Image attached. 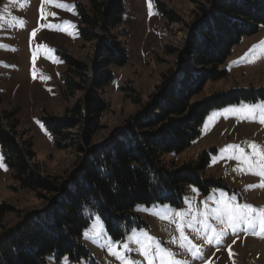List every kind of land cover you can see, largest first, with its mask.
<instances>
[{"label": "rangeland", "instance_id": "374dc122", "mask_svg": "<svg viewBox=\"0 0 264 264\" xmlns=\"http://www.w3.org/2000/svg\"><path fill=\"white\" fill-rule=\"evenodd\" d=\"M87 1L53 0L50 4L48 0H0V15L5 18L0 21V45L4 46L0 47V110L16 112V129L30 145L42 173L48 175L64 176L70 173L76 160L77 130H69V146L59 148L42 117L63 115L79 95L70 96L69 99L62 96L61 76L66 69L63 54L82 61L88 59L90 45L80 37L77 11V4H86ZM158 1L176 11L182 21L168 20L158 10L156 0H151V12L149 0H123L125 10L119 29L122 32L121 39L125 41L128 60L123 66L113 67V81L104 88L102 98L107 108L101 116L102 127L94 137L96 141L120 127L125 119L141 109L145 100L155 91L161 73L174 67L183 40L180 29L186 28L196 5L204 0ZM57 3L68 5L70 10L56 7ZM51 13H55V16ZM21 20L24 21L23 26L19 24ZM65 22H70L71 27ZM49 25L56 27L50 28ZM262 42L264 25L252 34L243 35L221 65L227 75L207 81L197 98L234 87H264ZM137 96L140 98L139 103L135 100ZM261 104H264V100L241 101L210 110L199 127V134L190 140L183 151L162 155L165 164L176 167L206 151L209 159L204 175L221 179L222 186H211L204 194L189 183L179 206L137 203L133 211L143 224L129 227L118 239L108 233L104 221L93 209H85L84 215L89 223L83 229L80 240L88 249L89 256L72 260L67 255L58 258L56 252H50L43 258L46 264H122L109 251L110 245L127 260L135 264H147L138 250L139 246L129 239H143L144 233L153 238V249L159 244L174 253L176 259L187 264H264V235L245 231L242 226L236 232L227 230L219 244H207L202 234L198 235L193 227L188 226L193 214L197 216V221L202 219L200 213L205 210V205L208 208L216 207L214 201L220 198L221 192L237 204L264 208V187H258L262 182L261 177L236 171L241 167L240 161L229 158L233 150L228 148L229 145H240L250 155L252 149L248 145L255 143L264 150V124L259 122L260 110H256L255 119L244 118V112L226 111ZM0 158V163L4 165L0 167V204L9 207L0 212L1 232L3 226H14L20 222L23 214L41 209L45 202L34 191L21 187L10 174L1 147ZM181 210L187 213L184 235L201 248L200 255L196 257L187 248L180 247V233L172 222L176 219L175 212ZM162 216L171 219H162ZM209 223L218 230L221 227L211 217ZM194 227L199 229L201 225L196 222ZM125 243L129 246L128 250L123 247ZM154 264H159V260L154 261Z\"/></svg>", "mask_w": 264, "mask_h": 264}, {"label": "trees", "instance_id": "16d2710c", "mask_svg": "<svg viewBox=\"0 0 264 264\" xmlns=\"http://www.w3.org/2000/svg\"><path fill=\"white\" fill-rule=\"evenodd\" d=\"M156 3L168 20L182 21L172 8ZM124 10L123 0L77 4L79 34L90 51L85 61L63 54L61 93L66 99L79 95L63 115L42 117L59 148L68 147L69 130H77V155L70 173H42L30 145L16 129V112L0 110V147L10 174L45 202L41 209L23 214L14 226L2 227L0 264H46L43 258L50 252L72 260L89 256L80 240L89 223L85 209H93L118 239L129 227L143 224L133 211L137 203L179 206L189 183L204 194L211 186L223 185L221 179L205 177L206 151L176 167L165 164L162 155L183 151L199 134L210 110L264 100V87H234L197 98L207 81L227 75L221 65L233 45L264 25V0L199 2L186 28L180 29L183 40L174 67L161 73L141 109L96 141L107 108L104 88L113 81V67L128 60L119 29ZM135 100L140 102L138 96ZM8 208L0 204V212Z\"/></svg>", "mask_w": 264, "mask_h": 264}, {"label": "snow or ice", "instance_id": "6c2138e0", "mask_svg": "<svg viewBox=\"0 0 264 264\" xmlns=\"http://www.w3.org/2000/svg\"><path fill=\"white\" fill-rule=\"evenodd\" d=\"M53 0H48V3H52ZM23 6V5H21ZM56 7L70 10L69 6L62 3H57ZM149 9L151 12V0H149ZM55 16V13H51ZM5 18L3 15H0V21H3ZM20 26H23L24 21H19ZM65 24L71 27L70 22H65ZM50 28H55V25H49ZM33 31L32 35H35ZM0 47H4L0 45ZM262 47H264V42H262ZM35 76V73H34ZM260 110L259 122L264 124V104L254 105V106H244L242 109L231 108L226 111L229 112H244L246 116L244 118L255 119L256 110ZM249 148L252 149L251 154L245 153L244 149L240 145H229L228 148L233 150V155L229 158L236 159L240 161L241 167L235 169L236 171H244L261 177L262 182L258 187H264V150H261L258 145L255 143H249ZM2 160V158H0ZM0 167H4L0 163ZM253 187V186H248ZM195 191V189H193ZM214 203L216 207L208 208L205 205V210L200 213L202 219L197 221V216L192 215L191 220L188 221V226L193 227V230L197 232L198 235L202 234V238L205 243L219 244L221 238L226 234L227 230L236 232L237 230L243 229L245 231L251 230L255 235H264V208H254L250 204H237L233 201L232 198H226L223 192L220 193V198L215 200ZM255 214V215H254ZM185 213L183 210L175 212V220H172L176 224L177 231L180 233V247L187 248L192 252L194 257L200 255L201 248L200 246L194 245L191 240L184 235L183 227L185 223ZM209 217L214 219L221 227L219 230L209 223ZM162 219H171L170 217H161ZM198 222L201 227L196 229L194 224ZM258 229V231H257ZM99 234V233H97ZM134 242L139 246V251L141 255L147 260V264H154V261L159 260V264H187L186 261H181L175 258V254L171 251L160 247L159 244H156L155 249H153L154 240L152 237L148 236L146 233L143 234V239L141 238H132ZM175 243V238L173 240ZM125 250H128L129 246L127 243L123 245ZM109 251L115 255L118 259L122 261V264H135L134 261H129L125 257L121 256L118 250H114L113 246H109ZM67 264V262H66Z\"/></svg>", "mask_w": 264, "mask_h": 264}]
</instances>
